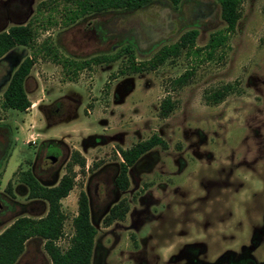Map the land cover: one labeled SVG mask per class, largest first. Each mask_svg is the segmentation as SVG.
Here are the masks:
<instances>
[{
    "label": "rangeland",
    "instance_id": "obj_1",
    "mask_svg": "<svg viewBox=\"0 0 264 264\" xmlns=\"http://www.w3.org/2000/svg\"><path fill=\"white\" fill-rule=\"evenodd\" d=\"M77 9L72 0H0V33L19 25L35 33L31 47L0 60V235L20 218L46 217L49 204L31 198L30 176L54 187L79 152L86 167H73L75 187L62 200V250L85 192L98 230L92 264H264V0H243L234 33L212 59L182 50L155 69L148 63L189 31H199L195 50L225 33L217 0L158 2L71 22ZM129 45L143 72L130 69V54L94 62ZM27 57L35 59L25 82L32 106L5 110L3 93ZM83 63L90 64L78 70ZM192 69L190 83L175 87ZM228 85L233 92L213 104L211 95ZM167 98L175 108L163 118ZM154 135L168 147L141 157L120 190V151ZM48 142L61 149L58 162L47 161ZM121 203L129 207L125 219L107 226ZM44 245L28 240L16 264H52Z\"/></svg>",
    "mask_w": 264,
    "mask_h": 264
},
{
    "label": "trees",
    "instance_id": "obj_2",
    "mask_svg": "<svg viewBox=\"0 0 264 264\" xmlns=\"http://www.w3.org/2000/svg\"><path fill=\"white\" fill-rule=\"evenodd\" d=\"M78 7L69 20L75 22L86 16L101 15L107 12L118 14H130L146 7L158 3H168L174 7L180 6L185 0H72ZM221 6L222 19L227 25L225 33L219 32L211 37L209 44L205 49H197L196 40L199 31L192 30L183 35L180 41L171 46H165L154 57L148 66L151 69L163 65L170 58H177L182 50L191 52L194 50L195 56L201 52L207 51V57L212 59L217 50L223 47L228 41V34L234 33L236 26L241 18L240 7L243 0H217ZM35 39V33L30 25H19L11 27L6 32L0 33V60L16 47H31ZM132 47L129 45L115 57L96 59L94 62L100 64L112 62L122 55L130 54L132 61L131 70L136 73L143 72L145 68L137 67L134 62ZM35 64V59L27 57L13 72L9 84L3 93L2 107L5 110H14L26 112L32 106L31 101L25 90V82L29 77ZM90 63L76 64L78 70H82ZM72 65V63H71ZM146 65L144 64V67ZM194 70L186 71L181 77L174 80L173 84L177 88H183L188 85L194 76ZM234 90L232 85L223 87V89L214 92L210 98L213 104H219L226 96ZM175 108L174 102L170 98L164 100L161 106V116L167 118ZM161 146L167 148V143L158 135L140 142L131 149L121 150L120 155L121 171L116 179V185L122 191L129 187L128 173L141 157ZM77 165L81 169L86 167V159L75 152L72 156V163L66 175L60 180L59 184L46 188L37 183L32 176L29 187L31 189V198L42 199L49 204V212L46 217L39 220L30 218H20L0 235V264H16L25 250V244L33 238H41L45 241V251L50 257L52 264H92L94 254L95 240L98 234L97 228L91 221L90 204L85 192H81L78 199V214L73 220L74 235L70 241V247L62 250L57 242L64 235V224L66 216L62 212V200L70 195L75 187V174L73 167ZM1 186V179H0ZM129 207L124 203L112 208L110 215L106 218V225L110 226L115 221L125 219Z\"/></svg>",
    "mask_w": 264,
    "mask_h": 264
},
{
    "label": "flooded vegetation",
    "instance_id": "obj_3",
    "mask_svg": "<svg viewBox=\"0 0 264 264\" xmlns=\"http://www.w3.org/2000/svg\"><path fill=\"white\" fill-rule=\"evenodd\" d=\"M51 147H53L57 151V154L54 156L50 155V148ZM46 148H47V156H46L47 161L48 162H53V161L58 162L60 157H61V149H59V147H56L52 142H48L46 144ZM56 179H57V175L54 176V180H56Z\"/></svg>",
    "mask_w": 264,
    "mask_h": 264
}]
</instances>
